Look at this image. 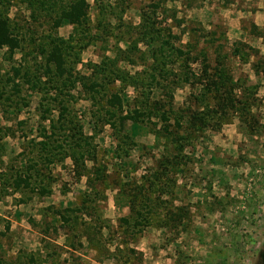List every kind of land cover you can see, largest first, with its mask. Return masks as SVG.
<instances>
[{
    "label": "rangeland",
    "instance_id": "rangeland-1",
    "mask_svg": "<svg viewBox=\"0 0 264 264\" xmlns=\"http://www.w3.org/2000/svg\"><path fill=\"white\" fill-rule=\"evenodd\" d=\"M75 1L0 0V182L92 222L74 264H256L264 0Z\"/></svg>",
    "mask_w": 264,
    "mask_h": 264
},
{
    "label": "crops",
    "instance_id": "crops-1",
    "mask_svg": "<svg viewBox=\"0 0 264 264\" xmlns=\"http://www.w3.org/2000/svg\"><path fill=\"white\" fill-rule=\"evenodd\" d=\"M53 190L47 188L42 194L23 184L7 186L0 182V264H74V252H78L74 246L90 243L88 228L92 222L87 223L86 235L75 237L76 222L48 215L55 205L50 198Z\"/></svg>",
    "mask_w": 264,
    "mask_h": 264
},
{
    "label": "trees",
    "instance_id": "trees-1",
    "mask_svg": "<svg viewBox=\"0 0 264 264\" xmlns=\"http://www.w3.org/2000/svg\"><path fill=\"white\" fill-rule=\"evenodd\" d=\"M87 11L88 4L86 0H77L69 6L68 10L62 12L57 26L63 23L80 24L83 18L87 15ZM2 47L17 49L19 47V41L12 34L7 20L0 16V48ZM53 51L54 54L52 55V58L49 60V62L56 63L57 66L62 69L61 66L63 65V57L61 47L54 45ZM257 259L258 261L256 264H264V250L260 251Z\"/></svg>",
    "mask_w": 264,
    "mask_h": 264
}]
</instances>
